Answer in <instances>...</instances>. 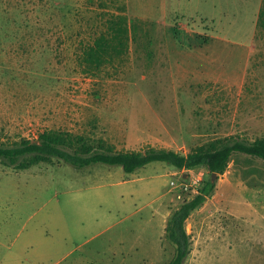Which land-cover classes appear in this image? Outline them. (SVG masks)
Masks as SVG:
<instances>
[{
	"label": "rangeland",
	"instance_id": "rangeland-1",
	"mask_svg": "<svg viewBox=\"0 0 264 264\" xmlns=\"http://www.w3.org/2000/svg\"><path fill=\"white\" fill-rule=\"evenodd\" d=\"M119 15L120 53L90 67L83 49ZM45 129L184 153L224 136L264 137V0H0V142ZM207 178L202 165L161 161L130 173L58 158L22 170L0 163V264L27 263L12 252L33 207L31 221L95 233L62 264L167 261L166 220ZM214 182L185 220L182 264H264V159L233 152Z\"/></svg>",
	"mask_w": 264,
	"mask_h": 264
},
{
	"label": "trees",
	"instance_id": "trees-1",
	"mask_svg": "<svg viewBox=\"0 0 264 264\" xmlns=\"http://www.w3.org/2000/svg\"><path fill=\"white\" fill-rule=\"evenodd\" d=\"M110 30L100 33L92 44L83 49V60L97 68L114 54L120 53L124 45L126 19L119 15ZM120 24H123L121 26ZM233 152H242L264 159V137L253 140L229 135L212 139L184 153L170 148L149 146L143 150H118L103 138L88 139L81 134L66 130L45 129L35 138L22 137L12 143L0 142V163L13 169H26L36 163L58 158L76 168L95 163L119 165L130 173L152 161L164 162L176 169L202 165L209 178L201 181L191 198L184 199L166 220L165 236L174 245L169 260L155 264H182L190 252V236L185 220L213 192L215 182L212 173L222 174Z\"/></svg>",
	"mask_w": 264,
	"mask_h": 264
},
{
	"label": "crops",
	"instance_id": "crops-1",
	"mask_svg": "<svg viewBox=\"0 0 264 264\" xmlns=\"http://www.w3.org/2000/svg\"><path fill=\"white\" fill-rule=\"evenodd\" d=\"M189 49L188 47L178 49L179 57L184 62H187L186 58L188 57ZM34 208H31L28 212L25 211V220L20 227L24 237L22 245L19 251L13 250L12 252L16 257L20 253L21 260L27 262L26 264H47V262L49 264H62L64 260L77 252L81 245L95 235V233L88 234L87 228L86 230L84 228H75V225L73 228L71 226L68 228L61 222L46 224L42 217L31 221L36 215L35 210L37 208ZM19 230H17V233ZM79 230L83 234L81 239L72 240L71 236L74 235V231L76 235H79ZM56 236L58 237L57 239ZM9 240H11L10 244H12L15 241V237L12 236Z\"/></svg>",
	"mask_w": 264,
	"mask_h": 264
},
{
	"label": "water",
	"instance_id": "water-1",
	"mask_svg": "<svg viewBox=\"0 0 264 264\" xmlns=\"http://www.w3.org/2000/svg\"><path fill=\"white\" fill-rule=\"evenodd\" d=\"M215 177H216V174L215 173H212L211 179L214 180Z\"/></svg>",
	"mask_w": 264,
	"mask_h": 264
}]
</instances>
